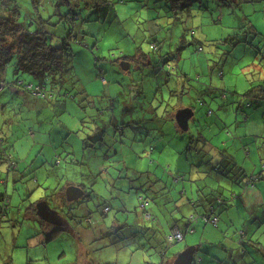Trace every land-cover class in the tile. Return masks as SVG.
I'll use <instances>...</instances> for the list:
<instances>
[{"label":"rangeland","instance_id":"rangeland-1","mask_svg":"<svg viewBox=\"0 0 264 264\" xmlns=\"http://www.w3.org/2000/svg\"><path fill=\"white\" fill-rule=\"evenodd\" d=\"M75 1L80 3L81 18L75 30L82 29L85 34L72 43L74 70L62 93L55 91L46 100L29 94L18 96L10 87L0 93V128L15 146L19 168L10 170L6 163L0 167V196L9 198L8 216L0 226V263L75 264L81 243L90 249L88 264L90 260L96 264H171L189 247L199 248L195 256L204 261L201 264H236L239 249L246 251L238 259L240 264H264V221H244L236 216L232 226L222 212L217 228L204 220L206 202L193 206L197 200L193 196L199 190L203 195L212 193L219 188L216 180L228 188L223 175L235 178L236 173L224 174L221 164L217 167L222 150L234 157L243 173H251L243 164H249L254 154L258 160L264 152V139L260 138L264 136V110L254 125L243 123L240 108V99L251 98L246 94L260 78L253 65L261 62L260 52L264 50V4L202 0L193 7L191 16L179 14L180 22H175L167 0H98L96 8L87 7V0ZM18 4L20 22L27 23L31 0H18ZM50 5L45 18L53 15L54 2ZM61 11L68 13L65 6ZM52 19L53 23L59 21V17ZM252 25L258 31H253ZM47 29L64 38L69 26L61 23ZM186 30L187 43L183 45L180 39ZM195 39L203 47L200 52L199 45L192 43ZM179 50V59L169 58L171 51L178 58ZM145 55L153 59V67L144 65ZM13 78L18 77L11 65L6 80L13 82ZM19 78L34 82L27 74ZM66 91L68 96H64ZM91 106L100 112L101 119L115 117L119 129L125 125V138L119 137L125 148L149 139H154V147L161 133L167 137L165 151L161 144V150L155 152L131 153L126 157L128 163L134 159L127 166V177L125 167H117L109 149L102 146L94 151L84 143L91 127L89 119L94 115ZM187 108L194 112L189 130L180 129L182 132L175 134L171 119ZM111 128L114 131L115 126ZM129 135L140 141L131 142ZM192 138L195 143L190 144ZM116 145L111 146L114 151L121 146ZM70 158L81 163L69 162ZM110 160L118 170L115 175L109 172L111 180H106L107 174L99 175L96 165L100 162L105 169L110 168ZM52 162L60 166H55L57 173L49 175ZM90 171L98 176L94 185ZM261 171L264 173V167ZM18 172L25 176L21 181ZM81 183L92 192V199L69 202L72 209L67 210L66 221L73 232L83 225L82 232L87 233L79 242L70 231L46 242L45 235L40 234V220L28 217L34 211L32 206L48 199L49 205L57 208L56 202L66 195L68 184ZM144 199L149 202L147 214L141 209ZM104 203L112 208L104 222L92 217L90 224L86 223V205L100 217L107 211ZM192 217L185 239L170 246L166 238L175 222L184 232ZM247 231L249 236L245 237Z\"/></svg>","mask_w":264,"mask_h":264},{"label":"trees","instance_id":"trees-1","mask_svg":"<svg viewBox=\"0 0 264 264\" xmlns=\"http://www.w3.org/2000/svg\"><path fill=\"white\" fill-rule=\"evenodd\" d=\"M87 1L89 3H87L86 6L90 8L91 7L96 8L97 7L96 5L99 4L97 2L98 0H87ZM99 1L100 2L104 1L105 3H108L105 0H99ZM53 2H54L53 15L49 16L48 18H45L43 14L47 10L48 8L47 6H51L50 4H53ZM201 2L202 0H167L166 1L168 5V10L173 15L175 22H180L179 14L181 17L182 14H187V16H191L193 7H195L197 4ZM31 6H32V12H30V14H27L29 16V18L27 19V23H22L20 22L21 12H20V6L18 4V0H0V11H1L0 13V93L4 92V90L10 87L12 91H14L13 92L14 94L16 95L19 94L18 96L25 97L29 94L34 96L36 99L46 100L52 98L53 92L55 91H59L60 93H62L68 75H70L74 70L72 43L76 41L79 42L78 41L79 37L82 34L84 35L85 33L81 31L82 29L79 32L75 30L76 23L79 22V20H81L78 12V9L80 8L79 7L80 3H78L77 1L57 0V2H55L54 0H31ZM64 6L68 9V13H66L65 15H63L61 11L62 7ZM53 17H59V21L57 23H53V19H52ZM61 23L64 25L67 24V26H69L68 33L67 36L64 38L62 37L57 38L56 34L50 32L47 28L49 26L52 27L57 26ZM75 32H77V34H75ZM187 32L188 30L184 31V34L181 36L180 39V43L182 42L183 45L187 43L186 42ZM192 33L193 32H191V34ZM192 43L194 45L196 44L199 45L197 47V50L199 52L203 50L201 43L197 39H195ZM183 48L184 46H181L180 50H182ZM257 49L260 52V48ZM180 50L178 52V58L176 54H174L172 51L169 52V58L170 59L172 58L174 60L179 59L181 55L179 54ZM260 54H262V57H264V50H261ZM144 57H145L144 65L153 67V62H152L153 59H151L146 55ZM11 65L14 67V76L18 78H16V80H14L13 78L14 80L13 82H8L6 80V75L8 72V68ZM178 68L179 66L177 67V69ZM20 74H27L33 79L34 82L26 83L25 81L21 80V78H19ZM181 76H185V75L181 74ZM177 86H178L177 88H179L180 84L179 85L177 84ZM177 88L173 93H176L178 91ZM256 88L257 87H254L252 90H250L249 93L246 94L247 97L251 96L252 98L250 101L246 103L245 107L260 108L261 105L264 104V89L261 90V93L260 92L255 93L254 89ZM185 90L186 88L183 87V93ZM67 92L68 91H66V94L64 96H68ZM242 100L243 99H240V102H242ZM93 108L95 109V106L92 107V110H94ZM93 113L94 115L89 119L91 123V127L87 129L88 132H86V134L89 135L86 136L87 138L85 137L84 139V143L86 142L88 143L89 141L91 142L90 145L87 144V148H92V150L97 151L102 146H104L106 149L110 148L114 144V142L124 143L122 139H119V137L125 136V131L123 130V127H125L124 124L121 125L122 129H119L118 127L119 125H117V119H115V117L105 121L100 118L99 111L95 112L94 110ZM171 120L175 121V118L172 117ZM113 125L115 126L114 131L113 128L110 129V127H112ZM110 130H112V132ZM120 130L122 133H119ZM80 131H82V129ZM115 137H117V140H115ZM107 140L108 143H106ZM201 140L203 141L204 139ZM192 141L195 143V140H193L192 138L190 144H192ZM98 143L101 146L97 147L96 145ZM211 146L212 145H210V147ZM204 147L206 148V145ZM14 151H15V146L11 144L9 140V136H7V134L3 131V129L0 128V167L1 164L6 163L8 167H10V170L12 169L14 171H17L19 169L17 168L18 162L15 160ZM226 156L228 157L225 158V160H221V163L219 162L217 164V167H220L221 164L220 169L221 168L224 169L223 170L224 174L225 172L236 173L235 178L232 179L228 178L227 175L228 173L226 175H223L228 180L227 183L229 187L223 188L222 186H219L218 180H216V183L218 184L219 188L217 190L212 191V193H209L208 195H203V192L199 190V193L197 195L200 197L197 198V200L194 202L193 205L194 207L197 206L201 207L204 202L208 203V205L204 208L203 217L205 221L210 215H216L218 217V220L220 221V214L223 212L222 208H225L226 206L230 205V200L227 199V197L233 195L234 188L236 190H239V188L243 190V188L256 185L261 179H264L263 171H260L258 174L249 176V174L245 172L243 173V170L241 168L237 169L238 165L235 162L234 157L232 155L228 154ZM69 162H72L74 164L81 163L74 161L73 158H70ZM51 165L53 166V168L51 169H54L55 171L54 174H55L57 172V170L55 169L57 167L55 166H59L60 163L57 162L54 165L52 162ZM126 169L127 166H125V170ZM240 169L242 171H239ZM18 174H17L18 175L17 179H19V181L23 180L25 176L22 175L20 172H18ZM92 180L95 181L93 177ZM80 187L83 189L85 193V195L81 199L84 198H88L89 200L92 199L91 197L92 192L86 191L87 185L81 184ZM227 192H229V195L225 196L224 193ZM65 198L66 196L64 195L63 197L64 202L66 200ZM140 198L142 200L143 197ZM81 199H79L78 202ZM45 201L48 202V199ZM144 201L145 203H147V205L146 206L144 205V207H141V209L145 214H147L146 207L148 206L149 202L146 199H144L143 202ZM102 207H104L105 210L108 209V211L112 209L111 206L107 205L106 203H104ZM8 210H9V198L7 195H1L0 196V226H1V222L5 220V218L8 216ZM86 212H88V210ZM105 214H106L105 211L104 213H101L100 217L102 218L100 220L102 223L104 222V218L106 217ZM90 216L91 213L88 212L87 214H85L84 218H89ZM114 220L116 221V218ZM192 220L193 218H190V220L188 219L184 232L176 226L177 222H175V226L173 227V229H178L179 231L184 233V235H186V232L189 231V226L193 222ZM88 223H90V221H88ZM207 223H209V221ZM215 227L219 228V222ZM116 228L117 227H115L114 229ZM60 230H62V227L54 228L51 232L47 233L46 240L51 241L54 235H56V233ZM195 249L196 252L199 250V248H195ZM195 258L198 257L195 256ZM234 259L235 257H233V260ZM234 261L236 264H239L238 259H235ZM220 263H222L221 260Z\"/></svg>","mask_w":264,"mask_h":264},{"label":"crops","instance_id":"crops-1","mask_svg":"<svg viewBox=\"0 0 264 264\" xmlns=\"http://www.w3.org/2000/svg\"><path fill=\"white\" fill-rule=\"evenodd\" d=\"M253 2H260L261 5L264 4V0H253ZM252 30L253 31H255V30L258 31L254 25H252ZM260 61L261 62L258 65L257 64H254L253 65V66L256 67V70H254V72L256 74H260L259 75L260 78L258 79V83L251 86V88L257 87L256 89H254V92L255 93H258V92L261 93V90L264 89V80L262 81V78H264L263 77L264 76V57H261V60ZM247 68L249 69L250 67L247 66ZM247 68L246 67L244 68L245 71H246ZM251 98H249V99L242 98L243 100L241 102V106L240 107H241V113L243 114V123H247V124L248 123H252V124L255 125V124H257L258 121L261 120L259 113L264 110V104L261 105V107L259 109H257V110L255 108H258V107L245 108L246 103L248 101H250ZM263 121H264V118H263ZM174 123H176V122L171 120L170 127L171 128L174 127V133L175 134L181 133L182 131L180 130V128H178L177 124H176V126H174ZM120 129H122V127ZM85 135L88 136L89 134H85ZM243 136L246 137L247 136L246 133H244ZM129 137H130V135L128 136V138ZM177 137H180V136H177ZM131 138L132 139L129 138V140L131 142H133V141L134 142H139L140 141V138L139 137L133 136ZM260 138L264 139V136L263 137H260ZM115 140H117V137H115ZM149 140H150V142H148V140H146L144 142V140H143L142 143H140L138 145L132 144V145H130V147L127 146V148L124 147L126 145H125V143L122 142V143H120L121 146L119 147V150L117 149V150L114 151L113 148H111V147L110 148H107V149H109V151H110L109 154L111 156H115L114 157L115 159H112V160H114V161L117 162L116 163L117 164V167H119V165H120L123 168V166L125 167V166H128V165L129 166L132 165V162L134 161V159H131L129 161V163L126 161V157L127 156H131V153H135L136 152L137 154H140V153H144L145 151H149V152H152L153 151V152H155L156 149H160L161 150V147H162L161 144H163V150L165 151V149H166V143L165 142L167 140L166 135H164V134L161 135V133H158L157 134V142H156L157 144L154 147H153V145L155 143L153 141L154 139H149ZM254 141L252 140V142H254ZM90 143L91 142L89 141L87 144L90 145ZM116 144L117 143L114 142V145L115 146H117ZM96 146L99 147L101 145L98 143ZM222 151L224 152V155H222L220 157H221V160H225V158L228 157L226 155H228L229 153L225 152V150H222ZM258 153H259V151H258ZM250 154H248V155H250ZM118 155H120L119 156L120 159H117L116 158V156H118ZM229 155H231V154H229ZM259 155L260 156L258 157V160H256L257 159V156L254 154L253 157H252V159L250 160L249 164H246V163L243 164L242 163L244 167L247 166L248 170L251 171V173H249L248 171L246 172L247 174H249V176L250 175L252 176V175L258 174L261 171V169L264 167V159H263L264 158V152H263V154H261V152H260ZM104 156H105V159H111V156H107V155H104ZM110 164H111V160H110ZM112 165H114V164H111L110 165V168H106L105 169V166L104 165H101V163L99 162L96 165V166H98L97 168H99V172H100L99 175L105 173V174H107L106 175V180L107 179H110V178H108V173L111 172V173H113L115 175L116 172H117V167L115 169V168H113ZM44 168H46V165L44 166ZM55 169L57 170V168H55ZM127 169H130V168L127 167ZM127 169H126V173H127V177H128ZM131 169L134 170L133 167H131ZM47 172L50 173V175H53L55 171H54V169H51V170L50 169H47ZM93 173L94 172H91V171L89 172L90 176L93 177L94 179H96L98 176L94 175ZM101 178L102 177H100L99 179H101ZM96 181H91L92 182L91 185H94V183ZM262 181H264V179H261L256 185L243 188V190L241 188H239V190H236L234 188L233 189V195H230V196H228L229 194L227 195V193H224L225 196H228L227 199L230 200V205H228V206H226L225 208H222V209H223L224 214H227V217L230 220V223H232L231 224L232 226L235 225V221H236V218H237L236 216H238L239 219L244 220V221H247V220H249L251 218H255L257 221H261V222L264 221V184L261 183ZM81 184H77V185L68 184V185H69V187L74 186V187L81 188L80 187ZM62 195L64 197V194H62ZM206 195H208V194L206 193ZM113 197H114V195L111 196V198H113ZM198 197H199L198 195H194L193 196V198H195V199H197ZM96 198H98V196H96ZM47 203L49 204V202H47ZM68 203L69 202L67 201V199L64 202L63 201V198H62L58 202H56V204L58 206L57 208L56 207L53 208V207H51L49 205L50 208L53 211L57 212L58 216L60 218H62V220H61L62 221V224H60V225H57V224H55V225L49 224L46 221L42 220L37 215V210H36V207L35 206H32L34 208V211L33 212H30L28 214V217L31 218V219H39L40 220L41 226H42V230H43V232L40 233V234L45 235V238H46L47 233L51 232L54 228H61L62 227V230L58 231L56 233V235H54L55 238L57 237V239H58L60 237L59 235L61 233H64L66 231H70L74 235L75 240H77V242H79V238L82 239V236L81 235L86 234L87 232H82V229L84 228L83 225L77 227L78 232L77 231L76 232H73L70 229V224L66 221V219H67V210L70 209V211H71L72 208H70V205ZM207 205H208V203H206V206ZM79 208L82 209L83 207L80 206ZM86 208H87L86 211L88 210V212H90L92 214L89 218H86L85 219L86 223L89 220H91L90 218H92V217L96 218V221L97 220H100V217L99 216H95L94 215V212L92 211L91 208L88 207V205H86ZM110 211H106L105 213L106 214L108 212L110 213ZM203 211H204V208H203ZM83 212H84V215L88 213V212L85 213V210ZM69 215L72 216L71 213ZM220 216H221V214H220ZM42 222H44V223H42ZM88 224H90V223H88ZM244 236L245 237L249 236V231H247L246 234L244 233ZM54 237L51 239V241L55 239ZM251 238H254V235L253 234L251 235ZM51 241H47L46 240V242H48V243L51 242ZM89 251H90V249L87 246H85V245L83 246L81 243H78V259H77V262L75 264H88L87 261H89V258H88V256H89L88 252ZM242 252L243 251L239 249V251H238V253H239L238 255L239 256L237 257V259H239V257L241 256ZM243 253H246V251L243 252ZM176 257L174 258V260L176 259ZM202 262H204V261H202ZM0 264H4V263L2 262ZM89 264H96V263L93 262L92 260H90ZM171 264H173V262ZM239 264H240V262H239Z\"/></svg>","mask_w":264,"mask_h":264},{"label":"water","instance_id":"water-1","mask_svg":"<svg viewBox=\"0 0 264 264\" xmlns=\"http://www.w3.org/2000/svg\"><path fill=\"white\" fill-rule=\"evenodd\" d=\"M194 116L193 110L187 108L177 112L175 121L179 128L183 132L189 130V120ZM84 196V191L79 187L71 186L66 191V199L68 202L77 201ZM37 215L49 224H62V218H60L57 212L53 211L46 201H41L36 205ZM196 249L195 247L186 248L180 253L173 264H193L195 259Z\"/></svg>","mask_w":264,"mask_h":264},{"label":"built area","instance_id":"built-area-1","mask_svg":"<svg viewBox=\"0 0 264 264\" xmlns=\"http://www.w3.org/2000/svg\"><path fill=\"white\" fill-rule=\"evenodd\" d=\"M142 206L141 207H144V205L146 206L147 203H143L141 204ZM108 211V209H106ZM147 217H149V215H147ZM193 218V217H192ZM206 221L210 224H213L214 226H217L219 220H218V217L216 215H210ZM185 238V235L184 233H182L181 231H179L178 229H173L172 232L167 236V240H168V243L170 245H174L176 243H179V242H182ZM202 260L200 258H195L194 261H193V264H201Z\"/></svg>","mask_w":264,"mask_h":264},{"label":"flooded vegetation","instance_id":"flooded-vegetation-1","mask_svg":"<svg viewBox=\"0 0 264 264\" xmlns=\"http://www.w3.org/2000/svg\"><path fill=\"white\" fill-rule=\"evenodd\" d=\"M85 195V194H84Z\"/></svg>","mask_w":264,"mask_h":264}]
</instances>
